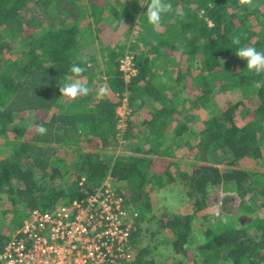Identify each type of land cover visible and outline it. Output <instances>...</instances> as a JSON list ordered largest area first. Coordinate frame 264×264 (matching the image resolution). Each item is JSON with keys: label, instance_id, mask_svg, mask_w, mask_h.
I'll return each instance as SVG.
<instances>
[{"label": "trees", "instance_id": "obj_1", "mask_svg": "<svg viewBox=\"0 0 264 264\" xmlns=\"http://www.w3.org/2000/svg\"><path fill=\"white\" fill-rule=\"evenodd\" d=\"M111 1L0 0V137L32 115L31 124L0 146V207H7L0 214H10L11 229H19L32 211L80 200L112 177L126 183L125 207L137 213L130 241L136 264H159L150 247L140 245L148 231L174 251L173 261L162 264H195L198 257V264H264V173L258 171L264 74L248 71L235 55L241 46L264 52V0L251 8L239 0H169L173 11L158 31L145 16L149 0ZM111 13L125 18L127 35L135 29L134 43H141L127 48L138 70L129 83L120 70L125 45L103 48L108 54L101 63L85 53L88 41L110 28ZM237 35L240 45L232 43ZM159 59L172 69L158 73ZM73 64L87 67L88 87L102 73L107 97L66 101L59 87ZM162 76L183 87L164 93ZM256 81L262 86L254 87ZM186 89L192 97L184 100ZM223 93L229 96L221 107L215 98ZM124 98L132 112L119 138L116 110ZM187 103L189 114L202 120L198 127L184 120ZM38 125L46 135L38 134ZM25 126L28 136H22ZM176 153H188V170L178 169ZM248 166L258 170L250 173ZM169 185L177 189V205L186 202L192 215L179 209L156 214L151 192ZM10 237L0 230V254Z\"/></svg>", "mask_w": 264, "mask_h": 264}, {"label": "built area", "instance_id": "obj_2", "mask_svg": "<svg viewBox=\"0 0 264 264\" xmlns=\"http://www.w3.org/2000/svg\"><path fill=\"white\" fill-rule=\"evenodd\" d=\"M120 70L127 83L137 75L134 55L126 51ZM117 134L128 126L131 109L124 98L116 110ZM120 140V139H119ZM125 192L112 177L80 200L53 211H32L0 254L3 264H136L130 241L137 213L124 204Z\"/></svg>", "mask_w": 264, "mask_h": 264}, {"label": "rangeland", "instance_id": "obj_3", "mask_svg": "<svg viewBox=\"0 0 264 264\" xmlns=\"http://www.w3.org/2000/svg\"><path fill=\"white\" fill-rule=\"evenodd\" d=\"M88 0H78V3L79 4H84V3H87ZM102 2H104V0H101ZM113 1H118V0H112L111 3H113ZM119 2H122V0H120ZM143 1L141 0V3ZM110 2H107V4H111ZM119 10L121 11L123 9V5H119L118 6ZM34 9V8H33ZM119 10H115L116 13L119 14ZM35 11V10H34ZM26 16H30V13L29 14H25ZM118 16L115 15V13H111L110 15V20L111 21V26H109L110 28L109 29H105V32H103V34L100 36L101 39H99V41H97V39H92L90 41H88L87 45H86V48H85V53L86 55H92V56H96L97 59L99 60L98 63H101V60L106 58L107 54H108V51L103 49V48H107L109 47L110 45H116L117 47L116 48H120L121 46H118V45H125V49L127 50L128 47L130 46H133V44H138V40L136 43H134L136 41V34L135 35H132V32L131 34L127 35V32L128 31H131L130 28L128 27V23L125 21L126 19L123 18L119 21V19L117 18ZM125 32V35H123V33ZM141 46V43L138 44V47ZM118 52H120L119 49H117ZM125 50V51H126ZM128 51H131L133 53V50H128ZM136 54V53H135ZM89 57V56H87ZM121 60V59H120ZM157 65L160 67L158 68V73H162L164 71H167V70H171L172 67H170L169 64H167V62L164 60V59H159L157 61ZM89 66H95L94 64H89ZM162 66L165 67V69H162ZM99 67H102V69L104 68V65H100ZM102 69L100 70L99 73H101ZM101 77H98V80H95L93 84H91L89 86V88L91 89V92L90 94L92 95L93 98H98L96 100H99L100 98H106L107 96L104 95V96H100L98 97L97 95V92H98V89L101 87V86H106L108 91H111L110 90V86L107 82V78L105 76H102V73L100 74ZM159 82H161V90L164 91V93H168L169 95L171 94H174L176 92H178L179 89H181L182 84L181 85H176L175 82L173 80H169L168 78H166V76H162L159 80ZM87 84V83H85ZM189 90H194L193 88H190ZM183 97V99L185 100V98H191L192 96L189 95L188 93V89H186L185 93H182L181 95ZM229 94L228 93H223V94H219L215 99H216V103L223 107L222 104H223V101L226 100V97H228ZM182 99V100H183ZM66 101L69 100L68 98L65 99ZM187 106L186 109H188V116L184 119L185 122L187 121V124L190 128H194V127H198V120H199V115L198 114H189L191 113L190 112V109H191V106H192V103H187ZM130 109H131V112H132V108L131 106H129ZM178 108L181 109V105L179 104L178 105ZM205 113L207 114L208 112L205 111ZM199 114H202L203 113H199ZM197 115V116H196ZM22 117V116H21ZM26 118H29V120L27 122H23L25 120L22 121V123H17L15 125H13L12 127L6 129L5 133H6V140H14L17 135H18V132L21 133V130L19 129V127H21L22 124H31L32 122V115H29L28 117L25 116ZM25 130L26 132L22 135V136H28L29 135V131L31 128L27 129L29 126H25ZM23 128V126L21 127ZM138 133L135 132V135H137ZM5 139L0 137V146L4 144L5 142ZM62 154V153H61ZM178 154L179 158L178 159H184V158H181V154L183 153H176ZM186 160H190V159H186ZM260 170H258V168H255V167H251V166H248L246 167V170L250 173H252V171H259V172H263L264 173V163L261 162L260 164ZM255 168V169H254ZM260 186V184H258ZM153 207L156 209V214H159V211H173L177 208V204L179 203V200H178V197L175 193V190L174 188H169V191H165V192H162L156 196L153 197ZM6 205L4 202L1 203V207L0 209L1 210H4L6 209ZM0 210V211H1ZM159 210V211H158ZM6 217V218H5ZM2 216L0 214V230L2 232H7L9 235H13L18 229H11V225L9 224L10 223V220H11V215L8 214L7 216ZM198 224L200 223L199 219L197 220ZM196 220H195V224L197 223ZM199 225H197L198 227ZM143 236L145 237L143 240H142V244L143 246L147 245L148 247H154L155 250H152L153 251V254L158 253V248H161L160 249V252H163V254L168 257H170L171 255H174L173 254V250L171 247H168V246H165L163 245L161 242V239L163 236H159V237H156L153 236L151 234L150 231L146 232V234H143ZM200 234H198V236L196 237V243H199L201 238H200ZM163 241L165 239H162ZM159 243V244H156V243ZM165 242V241H164ZM160 259H162L161 257H159ZM158 258V259H159ZM200 260V257H198L196 259V263L195 264H198ZM195 261H190V264H193Z\"/></svg>", "mask_w": 264, "mask_h": 264}, {"label": "clouds", "instance_id": "obj_4", "mask_svg": "<svg viewBox=\"0 0 264 264\" xmlns=\"http://www.w3.org/2000/svg\"><path fill=\"white\" fill-rule=\"evenodd\" d=\"M241 5L254 7V0H239ZM173 11V6L169 0H149L147 4V11L145 16L147 17L148 24L154 31H158L162 27V17ZM181 17L183 13H178ZM135 35V29L133 30ZM234 45L241 44L240 36H234L232 38ZM236 56L247 62V70L254 72L256 75L264 74V52L258 51L252 46H241L236 51ZM87 67H81L78 64L71 65L69 71L71 75L65 76V83L59 87V91L63 98H68L71 101H75L80 97H87L91 89L83 82L87 79V76L83 75ZM262 86L260 81L254 83V87L259 88ZM108 89L106 86H101L98 89V97L106 95ZM38 134L43 136L47 134V128L43 125L36 126Z\"/></svg>", "mask_w": 264, "mask_h": 264}, {"label": "crops", "instance_id": "obj_5", "mask_svg": "<svg viewBox=\"0 0 264 264\" xmlns=\"http://www.w3.org/2000/svg\"><path fill=\"white\" fill-rule=\"evenodd\" d=\"M105 24L107 25V23L105 22ZM200 121H202V120H199V122ZM170 132H172V130L170 129ZM135 135V133H133V137H136V136H134ZM134 140V139H133ZM137 140V139H136ZM126 154V153H125ZM181 158H184V159H178L179 158V156L177 155V156H175L174 158H172L173 160H176V164H177V167H178V169L179 170H188L189 168H190V166H191V161L190 160H186L187 158L189 159V156H188V153L187 154H184V155H182V156H180ZM114 183L116 184V186H117V189H119V190H123L124 192H126V183L125 182H121V181H118V182H115L114 181ZM174 184V186L175 185H177V184H179V183H173ZM171 186H173V185H169V186H166V187H159V188H156V189H154V190H152V192H151V199H153V197L154 196H156V195H158V194H160V193H162V192H165V191H169V187L170 188H173V187H171ZM176 188V187H175ZM174 188V190H175V193L177 194V189H175ZM182 201H184V200H182ZM152 202H153V200H152ZM176 209H179V211L182 213V214H184V215H192L193 214V212H192V209H191V206L190 205H188V204H186V202H183V204H179V205H177V208ZM175 209V210H176ZM175 210H173V211H175ZM196 220V219H195ZM197 225H199L198 224V222L196 223V226ZM145 228V227H144ZM199 228V226L198 227H195V229H198ZM146 232H144V234H145ZM162 239H163V237H162ZM161 239V242L160 243H162L163 245H165V246H168V245H166V243L167 242H164V241H166V240H162ZM156 244H159L158 242L156 243ZM140 245H141V247H148L147 245H145V246H143V244H142V240H141V242H140ZM170 246V245H169ZM168 246V247H169ZM141 247H139V248H141ZM151 250V252H153L152 250H155V248L154 247H151L150 248ZM160 249L161 248H158L157 250H158V253H157V255H156V253H155V259H156V261L159 263V264H162V263H167V262H171V261H173V259H174V255H171L170 257H168V256H166L165 257V255L163 254V252H160ZM134 250H135V248H134ZM137 251H135V253H136ZM173 254H174V251H173ZM159 257H161L162 259H160ZM159 258V259H158Z\"/></svg>", "mask_w": 264, "mask_h": 264}, {"label": "water", "instance_id": "obj_6", "mask_svg": "<svg viewBox=\"0 0 264 264\" xmlns=\"http://www.w3.org/2000/svg\"><path fill=\"white\" fill-rule=\"evenodd\" d=\"M228 218H233V217H228Z\"/></svg>", "mask_w": 264, "mask_h": 264}]
</instances>
